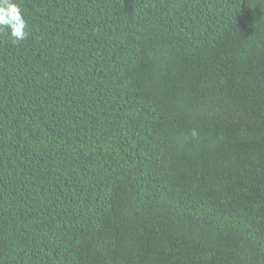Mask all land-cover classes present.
<instances>
[{
	"label": "trees",
	"instance_id": "1",
	"mask_svg": "<svg viewBox=\"0 0 264 264\" xmlns=\"http://www.w3.org/2000/svg\"><path fill=\"white\" fill-rule=\"evenodd\" d=\"M14 2L0 264H264V0Z\"/></svg>",
	"mask_w": 264,
	"mask_h": 264
},
{
	"label": "clouds",
	"instance_id": "2",
	"mask_svg": "<svg viewBox=\"0 0 264 264\" xmlns=\"http://www.w3.org/2000/svg\"><path fill=\"white\" fill-rule=\"evenodd\" d=\"M27 29L19 4L14 0H0V32H6L12 43L18 44L27 38Z\"/></svg>",
	"mask_w": 264,
	"mask_h": 264
}]
</instances>
